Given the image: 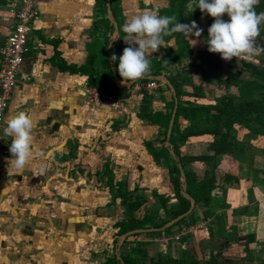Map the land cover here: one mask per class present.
I'll return each instance as SVG.
<instances>
[{
	"label": "crops",
	"instance_id": "0c3cea01",
	"mask_svg": "<svg viewBox=\"0 0 264 264\" xmlns=\"http://www.w3.org/2000/svg\"><path fill=\"white\" fill-rule=\"evenodd\" d=\"M95 3L96 0H37L40 16L29 41V54L25 57L12 99L0 124V264L80 263L81 253L74 249L75 243L79 245V236L66 233L64 215L58 214L59 206L54 208L50 204L47 186H43L44 181L48 182L49 176L57 174L49 165L54 160L55 152L58 154L66 150V144H70L68 149L72 148L71 154L76 162L82 160L90 166L112 162L110 166L114 180L127 182L129 200H145L151 210L158 212L159 217L166 218V209L179 203L168 169L163 163H156L145 146V141H154L157 148L161 147V142L156 139L162 136L158 125L138 116L142 91H145L140 89V85L144 82L126 85L121 80L124 86L113 90L116 96L103 97L98 103L89 102L86 75L61 71L45 59L52 53L53 45L44 39H56L59 40L58 50L68 63L81 65L87 61L86 43L94 19ZM168 3L169 0H131L128 5L126 0H122L126 20L132 15L151 10L152 6L163 7ZM20 4L21 0L0 2V40L12 29ZM201 20L200 18V23ZM204 20L207 22L206 17ZM205 27L206 25L203 26V32ZM204 38L207 39L205 36ZM169 45L176 47L174 40ZM163 53L164 49L161 47L151 57ZM182 66L183 64L178 68ZM170 69L174 71L175 66H170ZM159 80L161 85L163 79ZM153 93L152 107L155 110H164L166 102L174 97L168 83L166 90L156 89ZM20 111L31 113L36 127L33 131L34 153L31 164L17 173L14 168L10 169L9 161L14 158L10 152L12 138L5 134L4 128L7 118ZM117 122L118 126L114 128ZM109 129L114 131L110 136L107 134ZM100 135L105 139L102 145L98 144ZM201 140L202 137L193 138L185 150L193 151V148L198 151H194L195 153L203 152ZM84 149L86 151H82ZM79 171L85 172L81 168ZM54 176L51 178L54 179ZM55 181L59 186V179ZM253 182L247 195L241 193L239 203L230 201L228 204L222 198H216V203H220L223 207L220 209L225 213L219 212L220 209L216 210L213 201L211 207L215 213L212 217L203 219L199 212L196 214L197 222L188 228H184L183 224L178 225L173 228V235L168 236H174L175 228L179 227L183 234L179 242L183 239L182 245H186L189 252L198 259L206 260L213 255L211 246L218 237L224 241H234L233 244L224 242L227 248L229 245L238 246L239 243L235 242L237 236L254 233V240L248 243L247 261L243 263L261 264L264 255V185ZM58 188L64 190L61 186ZM253 189L254 193L258 192L255 197L251 196ZM68 192L72 195V201L77 202L79 188L74 187ZM110 196L112 197L111 190ZM50 211H58L57 216L49 217ZM236 215L244 219L240 224L243 231L240 233L237 230L233 236L230 221ZM199 217L203 219L202 222H199ZM220 217L223 218L221 222ZM139 236L141 235L136 237ZM145 237L158 244L150 257L158 251L165 252L169 247L166 243L173 240L157 242L153 240L156 236ZM245 246L243 245L244 250L247 249ZM171 248L174 255H182L180 249L179 252ZM197 249L201 252L205 250L204 257L198 255ZM226 258L224 253L219 259L227 262Z\"/></svg>",
	"mask_w": 264,
	"mask_h": 264
},
{
	"label": "trees",
	"instance_id": "16d2710c",
	"mask_svg": "<svg viewBox=\"0 0 264 264\" xmlns=\"http://www.w3.org/2000/svg\"><path fill=\"white\" fill-rule=\"evenodd\" d=\"M2 1L4 0H0ZM108 1L96 0L94 19L86 43L87 61L84 64L68 63L61 56L58 50L59 40L56 39H44L45 42L53 45L52 53L45 59L61 71L86 75L89 88L116 96L113 93V90L119 89L116 79L123 81L118 72L119 57L129 45L123 40L125 34L122 29L126 15L122 0H110L112 15L108 13ZM197 3L198 0H169L167 6L159 7L160 15H175L182 24L195 21L198 28L200 18L206 17L207 22L203 33L208 39V29L215 18L206 12L202 13L198 7L196 8ZM255 10L257 13L264 12V0H259ZM222 19L225 22L230 21L226 13L223 14ZM260 36L264 38V24L260 26ZM194 37H186L179 32L165 37L167 43L166 48L163 47L164 53L150 58V74L131 84L147 81L160 82L158 77L165 75L176 92L178 110L170 137H168V128L175 107V97L166 102L164 110H155L152 107V95L142 91L143 98L138 116L151 121L161 129L162 137L156 139L161 142V147L157 148L154 141H145V146L156 163H163L168 169L179 203L171 209H166V218L159 217L158 212L151 210L145 200H129L127 182L115 181L112 168L106 162L103 173L108 178L112 198L114 200L120 198L125 207V217L117 222L120 227L118 235L134 230L130 228L129 222L141 211H144L146 215L150 213L147 216L149 220L144 223L145 225H138L137 228H155L129 235L123 243L131 236L170 235L174 227L182 224L184 228H188L195 223L198 212H201L203 219L212 217L215 213L211 205L214 201L213 191L217 181L215 174L217 157L229 155L239 160L240 164L244 163L248 139L239 138V128L247 129L251 138H258V140L262 138L263 144L260 143V146L264 154V65L245 61L244 65L250 74L241 76L235 72L237 68L235 59L225 62L219 53L209 52L208 45L195 50ZM172 40L176 47L169 45ZM28 54L27 52L26 56ZM113 55L117 58L115 61L112 60ZM188 59L191 60L186 64L185 61ZM181 64L183 66L178 68ZM170 66H175V70L171 71ZM210 72L222 73V76L217 78V85L221 87L222 92L215 95L210 102H206L208 96L204 90V79ZM182 119L187 121L185 126L182 125ZM195 137H202L204 151L201 153L185 150ZM195 163H201L204 166L203 172L191 167ZM181 169H184V175ZM262 172L264 174V167ZM229 177L228 180H238V177L231 175ZM183 191L195 200L196 206L189 215L165 227L170 220L187 212L191 207V200L184 196ZM254 238V233H249L247 243L252 242ZM115 242L114 248L117 249L118 241L115 240ZM123 243L121 249L117 251L120 257L115 252L107 257L105 264H145L141 259V254L145 253L140 247L123 246ZM150 261L152 264H216L218 262L216 255L206 260L198 259L192 253L177 256L174 255L170 246L165 252L158 251L153 254ZM261 264H264V255Z\"/></svg>",
	"mask_w": 264,
	"mask_h": 264
},
{
	"label": "rangeland",
	"instance_id": "374dc122",
	"mask_svg": "<svg viewBox=\"0 0 264 264\" xmlns=\"http://www.w3.org/2000/svg\"><path fill=\"white\" fill-rule=\"evenodd\" d=\"M131 0H126L128 5H130ZM148 1V0H147ZM156 1V0H150ZM158 1V0H157ZM201 23L199 29L203 30V26L206 25L205 17H201ZM208 39L204 38L203 31L199 37L193 38V45L195 50L200 47L207 46ZM257 44L264 46V38L259 36L257 38ZM237 61V68L235 72L241 76H248L250 73L244 62L246 60L237 59L233 57ZM191 60V59H190ZM189 59L185 61L187 63L190 61ZM227 62L226 60H224ZM252 63L258 65H264V54L256 57ZM222 76V73L218 72H210L205 76L204 79V90L208 98L207 101H211L215 95H219L222 92L221 87L217 85V78ZM162 84L158 85L156 89L166 90L167 82L165 79L161 80ZM124 84H129L128 81H123ZM155 89V90H156ZM154 90V91H155ZM153 91V92H154ZM89 94V93H88ZM152 93L151 95H153ZM88 99V98H87ZM117 101V100H116ZM186 121L182 119V125H186ZM115 127L118 126V122L115 123ZM114 131L109 129L107 131L108 136H110ZM239 138L246 140L248 139V145L246 147L244 163L240 164L239 160L233 158V156H218L216 163V188L213 191V195L215 196L214 205L216 204V210L223 208L220 206V203H216V198H222L223 202L234 203L240 201L241 193L244 195L248 194V189L252 185V181H256L262 183L264 185V174L262 169L264 167V154L263 148L260 146V143L263 144V140H258V138H251L249 136L248 130L245 128H239L238 130ZM251 140V142H250ZM103 135H100L98 144L102 145ZM70 144H66V150L64 152H59L58 154L55 152L54 160L51 161L50 167L53 169L52 171H57L54 179L52 176H49L48 182L44 181L43 186H47L48 189V198L50 199V204H53V207L59 206L60 210L58 214H63L64 219L66 221V233L73 235V233L79 236V245L75 243L74 249H78L77 252H80V263L79 264H105V261L109 255H113L116 252L115 240L118 241L117 249L118 251L121 249V245L125 238H121L122 235H118L119 226L117 222L125 217L124 207L121 204V199L114 200L110 196L109 182L107 176L103 173L104 165L101 163L97 164H84L81 161L76 162L75 158L72 157L71 149L69 148ZM192 152L195 149L192 148ZM82 151H86L85 149ZM198 152V151H195ZM112 165V162H109ZM90 166V167H89ZM191 167L197 169L199 172H203L204 166L201 163H195ZM240 167V168H239ZM248 169H247V168ZM83 169L85 172H80L79 169ZM246 168V169H245ZM79 171V172H78ZM87 171L90 173L88 174ZM238 177V180H228L229 176ZM55 179H59V186H57V182ZM253 182V183H254ZM61 188L63 187V190ZM77 187L80 191V196L78 201H72V195L70 191L72 188ZM44 190V189H43ZM250 190V189H249ZM255 189L251 191V196L255 197ZM258 193V192H257ZM59 197V203H58ZM239 203V202H238ZM236 203V204H238ZM255 203V202H252ZM241 204V203H240ZM246 207V204H243ZM254 207V206H251ZM250 207V208H251ZM60 211L62 213H60ZM58 212V211H57ZM57 212H51L49 217L55 218L57 216ZM219 212L225 213L224 210L220 209ZM256 212V211H255ZM199 213V212H198ZM250 213V212H249ZM144 211H141L134 217L130 222L129 226L133 229H145V228H137L140 225H145L144 223L149 220ZM59 216V215H58ZM226 218V214H224ZM218 218V217H217ZM220 222L223 221L222 217L219 218ZM217 219V220H219ZM244 220V219H243ZM242 217L232 216L230 224L231 235L237 230L242 233L243 227L241 228V223L243 222ZM203 219L199 217V222H202ZM197 222V221H196ZM227 222V220H226ZM256 222V220H255ZM139 225V226H138ZM237 226V227H236ZM207 226H205L206 228ZM235 227V228H234ZM208 228V227H207ZM176 234H182L179 227L175 228ZM78 232V233H77ZM178 232V233H177ZM77 233V234H76ZM173 233V232H172ZM175 234V235H176ZM173 235V234H172ZM183 235V234H182ZM75 236V237H76ZM168 236V235H167ZM248 236H237L235 242L239 243L236 245H229V247L225 248L226 244H233L229 241H224L216 239L214 244H212V254L217 256L216 264H244L247 261L248 257ZM145 235H141L139 237H129L128 240L123 243V246H137L140 247L145 254H141L145 264H152L150 261V253L154 252L158 244L156 242H151L146 240ZM232 240H234L232 238ZM66 241L68 238L66 237ZM73 240L71 239V242ZM184 243L183 239L179 242L176 240H170L166 243L167 246L173 247L176 251L181 250L182 255H188L191 252L188 251V247L186 245H182ZM173 245V246H172ZM243 245L247 246V249L243 248ZM79 246V247H78ZM241 246V247H240ZM245 246V247H246ZM187 249V250H186ZM186 250V251H184ZM198 255L204 257V251H199L197 249ZM180 252V251H179ZM201 253V254H200ZM227 256V262L221 260L223 254ZM179 255V253L177 252ZM203 254V255H202ZM221 255V256H220ZM219 257V258H218ZM243 261H245L243 263ZM67 262V261H65Z\"/></svg>",
	"mask_w": 264,
	"mask_h": 264
},
{
	"label": "clouds",
	"instance_id": "9594fccd",
	"mask_svg": "<svg viewBox=\"0 0 264 264\" xmlns=\"http://www.w3.org/2000/svg\"><path fill=\"white\" fill-rule=\"evenodd\" d=\"M258 4L259 0H198L196 8L215 18L208 29V51L219 53L226 61L235 57L252 62L264 54V46L257 44L260 26L264 24V12L255 10ZM225 13L230 17L229 22L222 19ZM122 30L123 40L129 46L119 57L118 72L123 81L132 82L150 74V57L165 47V37L178 32L186 37H199L203 31L195 21L182 24L175 15H160L159 6L130 16ZM116 59L113 55L112 60ZM5 125V134L12 138L10 152L14 158L9 161L10 169L20 173L31 164L33 157L35 118L31 113L20 111L7 118Z\"/></svg>",
	"mask_w": 264,
	"mask_h": 264
},
{
	"label": "built area",
	"instance_id": "2783aa9c",
	"mask_svg": "<svg viewBox=\"0 0 264 264\" xmlns=\"http://www.w3.org/2000/svg\"><path fill=\"white\" fill-rule=\"evenodd\" d=\"M40 16L37 0H21L16 13V21L3 40H0V124L12 99L14 88L25 61L29 41L35 31V24ZM159 82L147 81L140 85L141 90L152 94ZM111 96L93 88H89L88 101L99 102ZM182 234L174 236H156L154 241L162 242L170 239L179 241Z\"/></svg>",
	"mask_w": 264,
	"mask_h": 264
},
{
	"label": "water",
	"instance_id": "95a60500",
	"mask_svg": "<svg viewBox=\"0 0 264 264\" xmlns=\"http://www.w3.org/2000/svg\"><path fill=\"white\" fill-rule=\"evenodd\" d=\"M108 13L109 15H112V10H111V3H110V0L108 1ZM117 27V26H116ZM158 79H165L166 82L168 83V85H170L171 89L173 90L174 92V97H175V107L173 109V113H172V117H171V120H170V124H169V128H168V137H170L171 133H172V130H173V127H174V122H175V117H176V113H177V110H178V98H177V95H176V92L173 88V86L170 84V82L167 80V78L164 76H159ZM116 82H117V85L119 87H123V83L121 82V80L119 79H116ZM133 82L131 81L128 85H131ZM123 85V86H122ZM127 85V84H126ZM181 173L182 175H184V169H181ZM183 194L185 197L189 198L191 200V207L189 208V210L183 214H180L179 216L175 217L174 219L170 220L166 225L165 227H168V226H171L173 224H175L176 222H178L180 219L186 217L187 215H189L193 209L195 208L196 206V202L195 200L186 192V191H183ZM155 228H150V229H134V230H131L125 234H123L121 236V238H126L127 236L129 235H132V234H135V233H138V232H144V231H148V230H154ZM117 255L118 257H120V253L117 252Z\"/></svg>",
	"mask_w": 264,
	"mask_h": 264
}]
</instances>
